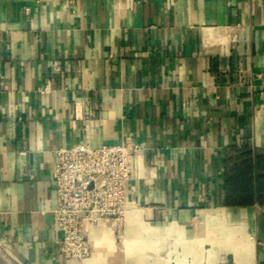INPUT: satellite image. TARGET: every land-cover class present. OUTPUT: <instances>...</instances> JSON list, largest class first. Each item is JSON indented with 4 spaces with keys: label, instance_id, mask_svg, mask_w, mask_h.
<instances>
[{
    "label": "crops",
    "instance_id": "1",
    "mask_svg": "<svg viewBox=\"0 0 264 264\" xmlns=\"http://www.w3.org/2000/svg\"><path fill=\"white\" fill-rule=\"evenodd\" d=\"M126 138L124 219L65 257L55 150ZM233 146L264 154V0H0V264H262Z\"/></svg>",
    "mask_w": 264,
    "mask_h": 264
},
{
    "label": "built area",
    "instance_id": "2",
    "mask_svg": "<svg viewBox=\"0 0 264 264\" xmlns=\"http://www.w3.org/2000/svg\"><path fill=\"white\" fill-rule=\"evenodd\" d=\"M136 149L126 138L114 145L76 143L55 150L52 181L57 205L53 215L61 235L58 247L65 257L81 260L89 255L88 226L124 219Z\"/></svg>",
    "mask_w": 264,
    "mask_h": 264
},
{
    "label": "trees",
    "instance_id": "3",
    "mask_svg": "<svg viewBox=\"0 0 264 264\" xmlns=\"http://www.w3.org/2000/svg\"><path fill=\"white\" fill-rule=\"evenodd\" d=\"M225 165V203L264 204V154L247 146H233L226 150Z\"/></svg>",
    "mask_w": 264,
    "mask_h": 264
}]
</instances>
